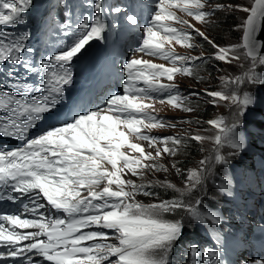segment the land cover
<instances>
[{
    "label": "snow or ice",
    "instance_id": "snow-or-ice-1",
    "mask_svg": "<svg viewBox=\"0 0 264 264\" xmlns=\"http://www.w3.org/2000/svg\"><path fill=\"white\" fill-rule=\"evenodd\" d=\"M31 3L32 0H0V26L15 27L24 23ZM207 4L208 0H158L152 23L145 27L136 51L160 56L178 66L166 67L133 56L124 65L127 73L124 93L111 95L105 109L78 112L69 122L31 135L45 115L55 111L64 99L65 86L73 83L71 64L74 58L91 41H105L107 34L119 26L106 19L104 0H92L95 15L84 16L76 25L79 32L71 45L42 61L46 71L40 75L46 83H41L36 89L40 93L37 97L28 96V86L19 83L0 88V110L5 113L0 116V136L23 141L22 147L0 149V188L9 193L34 196L30 201L32 207L25 205V212L39 213L45 207L38 199L42 195L48 205L65 216L45 223L42 213L37 219L0 215V243L9 249L0 251V257L18 258L23 255L28 264H34L31 256L26 255L31 253L51 264H171L169 254L183 237L185 225L182 220L166 219L165 214L183 209L196 221L221 223L219 217L199 211L200 199L195 205L185 204L181 199L140 203L135 200V194L143 191L144 195H151L145 190L149 186L136 185L134 181L123 178L127 172L143 176L142 170L148 168L167 171L157 157L165 153L176 155L182 147L184 138L165 136L158 140L143 130L174 127L166 125L154 111H150L154 106L145 101L153 100L154 95L164 96L159 101L161 104L167 102L175 108L193 111L184 103L187 98L178 93L174 82L165 84L161 81L162 77L174 81L176 73L191 76L193 69L186 65L192 60L205 59L203 54L190 58L165 47V42L171 44L172 41L194 47L190 43L188 29L194 30L216 49V60L231 63L243 58L249 62V67L241 75L221 78L225 88L232 86L231 94L224 90H205V95L213 98V104L226 101L236 109L232 120L229 122L223 117L212 119L208 123L217 129L214 138L196 134L190 139L201 143L205 139H213L217 164L228 163L221 152L225 145L233 149L230 155H237L246 148L245 138L241 135L243 118L249 109L255 108L258 97L254 91L240 92L239 88L244 84L254 88L264 86V72L260 70L264 69V40L259 39L260 33L264 32V0H254L251 8L236 6L249 14L241 25V42L226 47L215 44L204 32L177 16L175 11L184 12L201 23H210L214 12L225 6L216 4L205 10ZM227 7L233 10L231 5ZM129 11L123 6H115L110 8L109 15L123 13L126 21L135 26L138 18L134 12L128 14ZM167 22L187 25V28H177ZM28 38V34L14 36L0 31V64L11 61L29 68L22 56ZM193 95L199 96V93L194 92ZM132 136L147 141L148 146L155 149V155L151 151L146 152L143 145L132 142ZM158 143L164 147L161 149ZM129 151L139 155H129ZM206 163L207 158L200 161L201 165ZM207 171V168L189 170L186 188L181 190V194L202 185ZM162 186L175 188L170 183ZM230 186L231 181H225L222 189L229 195ZM82 191L87 195H82ZM6 198L14 200L17 197L8 194ZM4 222H8L10 229L5 228ZM93 225L97 230L82 231ZM17 228H36L38 231L20 232ZM105 230L113 233L111 239L116 243L108 242L109 232ZM41 237H46V240ZM29 240L32 242L23 248L18 247L19 242ZM86 241L91 243L85 246ZM191 254L193 257L198 255L196 246L191 247ZM210 255L211 264H224L219 253L213 251ZM254 264H264V260H256Z\"/></svg>",
    "mask_w": 264,
    "mask_h": 264
},
{
    "label": "rangeland",
    "instance_id": "rangeland-1",
    "mask_svg": "<svg viewBox=\"0 0 264 264\" xmlns=\"http://www.w3.org/2000/svg\"><path fill=\"white\" fill-rule=\"evenodd\" d=\"M253 2L254 0H235V1L233 0L232 2L229 3H227L225 0H208V4L206 5L205 10L210 9L212 6L219 3L225 6L223 9L217 10L219 11V13H217L216 11L214 12V14L210 17V21H211L210 23H201L200 21L196 20L194 17L188 16L184 12H181L179 10H175V11L177 16H179L182 20L188 21L189 24L194 25L195 28L204 32L210 40L215 42V44L221 47H226L229 45L239 44L241 42V37L243 35V29L241 25L244 23L245 19L249 14L245 11L240 10L236 6L239 5L242 7L251 8ZM229 5L232 6L233 10L228 9L227 6ZM177 27L187 28V25L177 24ZM188 31L191 34L190 43H192L193 45H197L198 48L195 49L194 47H186L178 43H173L176 47L181 49V51L176 49L175 52L181 56H186V57H188L186 53L193 51L196 52V54H192L194 57L200 56L201 54H203L204 57L205 55H209V57L211 58L209 64L212 66L211 72H213V74L211 75L207 74L204 69H200L199 72L200 73L203 72V73H201L202 77H200V81L197 82L196 80L188 77V75L179 73V75L176 77L177 80L174 83L180 89L178 93L181 96L187 98L184 101V103L188 107H191L193 111L188 112L182 110L181 108H175L169 105L167 102L161 104L159 102L160 100L159 101L147 100L145 102L152 103L154 106L153 109H151L150 111H158V112L166 111L165 112L166 117H164L166 118L167 121L166 125L170 124V125H174V127L166 126L163 128H153L150 130L149 129L143 130L145 133L155 136L157 138L162 137V135L184 138L182 141V147L180 148L179 152L176 155H169L165 153L161 157H157V161L159 162V164L164 165L167 168V171H163V170L157 171L148 168L142 170L143 176L136 175L135 177L131 175L132 174L131 172H127L123 176V178L125 180L134 181L136 185L149 186L145 190L150 191L151 193L153 192V190H155L154 189L155 185H159L160 187L165 183H170L172 185H175V188L173 189L177 191L179 195H182L181 190H184L186 188V181L189 170L207 168L208 171L204 173L205 175L204 182L207 183L206 185L207 188L211 190V196H218L216 192L212 189V187L208 184L211 166L215 164V160H214L215 152H213L215 145L213 139H205L202 143L198 142L202 150H200V153L198 151V153L194 156L192 155L193 153L190 147V145H193V142L189 140H191L190 137L196 134H199L204 137L214 138L217 132V129L213 128L206 120L204 119L201 121L197 120V112L201 110V107L204 104H210L209 102H212V98L205 95V90H207L208 88L207 84L209 83L217 87V91L224 90L226 93L231 94L232 86L225 88L224 82L221 78L224 77L230 78L241 75L249 67V62L247 60H244L243 58L239 61H232L231 63H227L225 61H219V60L217 61L214 58V53L216 52V49H214L212 45H210L206 40L200 37L194 30L188 29ZM200 41H204L203 42L204 44H201ZM202 45H204L207 48V51ZM242 51L243 50H241V52ZM135 57H139V55H135ZM206 64H208V60L199 61L196 68L206 67ZM174 66H178V65H173V67ZM190 67H192V65H190ZM203 75H208V79H203L205 78ZM165 81L166 80H163V83H165ZM208 91L210 90L208 89ZM239 91L240 92L255 91V89L250 84H244L240 86ZM194 92H198L199 96H194L193 95ZM154 97L155 99L164 98L163 95H156ZM215 107H216L215 112L212 114L210 118L222 114L224 119H227L228 121L232 120L233 113L236 111V109L232 107L229 102L219 101ZM252 109L256 110V114L253 120H248L246 122L245 125L246 130L249 132L251 136H256L258 139L262 138L261 141L263 142L264 141V110L258 108H252ZM248 111H251V109H249ZM130 139L134 143H139L143 145L146 152L151 151L153 152V155H155V149L150 148L148 146L147 141L137 139L134 136L130 137ZM157 146L160 147L161 149L164 147L162 143H158ZM171 146H172L171 143H169V147ZM129 152L136 156L139 155V153H133L131 151ZM206 158H207V163L205 165H201L200 161L205 160ZM184 162L189 163V165H187L186 168H183L181 164ZM145 163L150 164L151 161H145ZM173 165H175V167H173ZM177 169H179L180 171L177 172ZM115 187L116 186H113V188ZM250 187L262 191L264 190V183L262 179H258L256 181H254L253 179L252 183H250ZM199 190L200 189H198V191ZM192 191L188 193L185 196V198L191 199L195 194L198 193L197 191L192 195ZM140 192L141 194H143V191ZM203 192L204 190L202 189V193ZM157 199H158L157 202L152 201L151 203L148 204L158 203L162 201L158 197ZM248 199L251 198L248 197ZM186 224L187 226H190L191 221L187 220ZM187 226H186V231H184V234L190 232L191 230L193 231L194 227L188 228ZM245 258H246V254H242L241 257L238 259V261H241Z\"/></svg>",
    "mask_w": 264,
    "mask_h": 264
},
{
    "label": "trees",
    "instance_id": "trees-1",
    "mask_svg": "<svg viewBox=\"0 0 264 264\" xmlns=\"http://www.w3.org/2000/svg\"><path fill=\"white\" fill-rule=\"evenodd\" d=\"M227 3L229 2H232L233 0H225ZM235 1V0H234ZM217 13H219V11H216ZM224 18V17H222ZM221 25V24H220ZM204 48L206 49L207 51V48L204 46ZM211 67L210 65H206L205 67V72L207 74H213V72H211ZM205 78L203 79H208V75H203ZM200 77H202V75H198L196 76V81L199 82L200 81ZM208 85V88L210 91H217V87H215L214 85H211V84H207ZM216 105L215 104H204L202 107H201V110L197 112V120L201 121V120H206L208 118H210L212 116V114L215 112V107ZM189 141H192L193 142V145H190L191 147V151H192V155H196L199 151L200 153V150L201 149V146L198 142L194 141V140H189ZM183 168H186L187 165H189L188 162H184V163H181ZM200 187H197L196 189H194L192 191V195L194 193H196L198 191ZM188 193H190V191H185L184 192V195H179L177 193V191H175L173 188L171 187H157L156 190H153L152 192V195H154L155 197H158L160 199H164L165 201H168L169 199H174V197H180V199L183 198V196L185 197ZM152 201H155L154 198H150V200L147 202L148 203H151ZM166 215V219H181L183 217V209H178L176 212L174 213H169V214H165ZM199 234H198V231L197 229H195L193 232H190V238L192 240H195L196 237H198Z\"/></svg>",
    "mask_w": 264,
    "mask_h": 264
},
{
    "label": "bare ground",
    "instance_id": "bare-ground-1",
    "mask_svg": "<svg viewBox=\"0 0 264 264\" xmlns=\"http://www.w3.org/2000/svg\"><path fill=\"white\" fill-rule=\"evenodd\" d=\"M45 15L44 14H39V15H37V19L38 18H43ZM28 18L30 19V20H34V16H28ZM119 44V43H118ZM37 52H38V50H37ZM116 53H117V49H116ZM75 110H78V109H75ZM77 112H81V111H77ZM58 117V116H57ZM61 121H63V120H61ZM53 122H59L57 119L56 120H54ZM62 123V122H61ZM58 124V123H57ZM101 188H102V186H100ZM96 190H100V188H97ZM82 195H87V192L86 191H82ZM96 227V226H95ZM83 230V229H82Z\"/></svg>",
    "mask_w": 264,
    "mask_h": 264
},
{
    "label": "water",
    "instance_id": "water-1",
    "mask_svg": "<svg viewBox=\"0 0 264 264\" xmlns=\"http://www.w3.org/2000/svg\"><path fill=\"white\" fill-rule=\"evenodd\" d=\"M259 39L260 40H264V32H261L260 35H259Z\"/></svg>",
    "mask_w": 264,
    "mask_h": 264
}]
</instances>
